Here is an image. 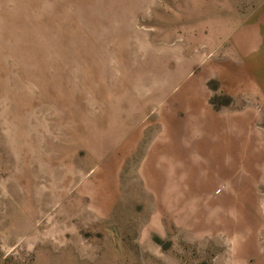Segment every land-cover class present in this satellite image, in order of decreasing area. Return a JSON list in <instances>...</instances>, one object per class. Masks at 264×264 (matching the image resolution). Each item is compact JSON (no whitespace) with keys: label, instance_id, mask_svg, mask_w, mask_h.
Masks as SVG:
<instances>
[{"label":"rangeland","instance_id":"rangeland-1","mask_svg":"<svg viewBox=\"0 0 264 264\" xmlns=\"http://www.w3.org/2000/svg\"><path fill=\"white\" fill-rule=\"evenodd\" d=\"M229 1L0 0V264H264V143L123 166Z\"/></svg>","mask_w":264,"mask_h":264},{"label":"crops","instance_id":"crops-1","mask_svg":"<svg viewBox=\"0 0 264 264\" xmlns=\"http://www.w3.org/2000/svg\"><path fill=\"white\" fill-rule=\"evenodd\" d=\"M228 7L210 64L185 79L178 93L166 94L162 104L154 105L147 122L144 116L133 120L140 130L122 136L123 166L135 158L149 168L203 166L206 151L210 155L223 145L236 147L241 132L245 148H263L264 0H230ZM218 95L228 97L230 104L212 103ZM129 146L133 149L127 154Z\"/></svg>","mask_w":264,"mask_h":264},{"label":"trees","instance_id":"trees-1","mask_svg":"<svg viewBox=\"0 0 264 264\" xmlns=\"http://www.w3.org/2000/svg\"><path fill=\"white\" fill-rule=\"evenodd\" d=\"M214 104H215V102H214Z\"/></svg>","mask_w":264,"mask_h":264}]
</instances>
